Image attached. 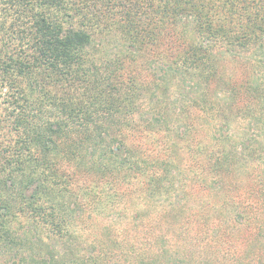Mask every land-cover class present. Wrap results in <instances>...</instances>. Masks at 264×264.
<instances>
[{"label": "trees", "instance_id": "16d2710c", "mask_svg": "<svg viewBox=\"0 0 264 264\" xmlns=\"http://www.w3.org/2000/svg\"><path fill=\"white\" fill-rule=\"evenodd\" d=\"M0 264H264V0H0Z\"/></svg>", "mask_w": 264, "mask_h": 264}]
</instances>
